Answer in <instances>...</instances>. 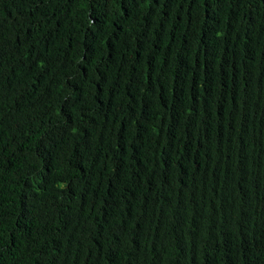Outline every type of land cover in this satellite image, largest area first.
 Instances as JSON below:
<instances>
[{
  "label": "trees",
  "instance_id": "obj_1",
  "mask_svg": "<svg viewBox=\"0 0 264 264\" xmlns=\"http://www.w3.org/2000/svg\"><path fill=\"white\" fill-rule=\"evenodd\" d=\"M0 264H264V0H0Z\"/></svg>",
  "mask_w": 264,
  "mask_h": 264
}]
</instances>
